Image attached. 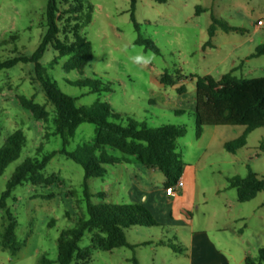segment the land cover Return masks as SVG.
Instances as JSON below:
<instances>
[{"label":"rangeland","instance_id":"obj_1","mask_svg":"<svg viewBox=\"0 0 264 264\" xmlns=\"http://www.w3.org/2000/svg\"><path fill=\"white\" fill-rule=\"evenodd\" d=\"M59 1L61 10L68 9L65 0ZM47 4L48 0H0V61L35 52L46 33ZM85 6H91L90 21L81 34L92 45L90 65L81 75L77 71L66 73L63 64L68 57L55 62L58 54L49 48L40 60L46 74L57 81L63 92L78 98V106L106 103L122 116L124 123L132 119L151 127L185 126L187 133L178 139L177 145L186 166L196 167L195 230H205L220 250L221 256L210 251L219 264L223 261L245 264L246 257H257L259 249L264 247V192L241 203L236 189L230 188L229 179L245 178L250 172L264 178V127L252 131L247 136V145L236 154L227 152L222 144L239 138L244 127H204L202 135L197 137L191 108L195 80L183 77L211 75L218 80L234 68L238 78L264 77V56L244 61L264 43V26L255 28L258 20L264 22V0H137L135 16L141 33L155 42L160 54L134 44L137 34L131 21V0H85ZM213 18L238 30L226 31L217 24L210 38ZM61 26L65 28L67 24L63 21ZM11 35L18 38L10 39ZM3 41L8 43L2 45ZM137 55L151 56L150 63H136ZM165 72L176 80L174 86L160 82ZM82 78L111 83L112 91L89 94L88 89L70 84ZM182 85L186 91L180 94L178 89ZM18 95L35 96L37 102L46 103L33 64L20 63L0 71V147L17 129H22L27 137L19 158L0 176V196L14 170L25 159L41 158L62 148L61 139L54 134L53 107L47 105L48 122L36 121L19 105ZM94 129L92 124H82L67 149L73 151L89 141ZM108 172L104 178L88 181L93 203L102 200L97 196L99 192L106 194L105 202L131 203L126 192L132 185L139 188L148 185L153 189L164 186L165 178L160 171L153 172L132 158L129 163L108 167ZM43 173L56 174L61 184L47 188L26 182L16 187L7 200L17 222V239L23 245L16 256L0 247V264H40L42 258L50 261L49 264H58L61 232L88 217L84 170L80 165L57 154ZM48 194L54 198L44 199ZM5 224V211L0 210V234ZM136 229L127 231L130 244L140 240L135 235ZM148 229L154 231L156 239L162 237L182 245L187 252L181 254L168 246L151 245L133 250L120 248L113 255L95 251L93 264H132L123 258L133 255L139 264H190L188 228H174L173 232L161 227ZM145 233L144 239L148 238ZM91 236L87 232L79 246L89 247ZM203 258L199 262H211Z\"/></svg>","mask_w":264,"mask_h":264},{"label":"trees","instance_id":"obj_2","mask_svg":"<svg viewBox=\"0 0 264 264\" xmlns=\"http://www.w3.org/2000/svg\"><path fill=\"white\" fill-rule=\"evenodd\" d=\"M165 2L166 0H156ZM69 5L65 11L61 10V1L48 0L46 9V33L41 43L31 56H16L0 61V71L11 69L16 65L33 64L36 81L46 99L41 104L30 98L18 95L19 105L39 122H48L50 112L47 105L54 109L55 135L59 136L62 148L52 151L41 158L25 159L13 172L6 183L5 190L0 196V210L5 211L6 224L0 234V247L10 252L12 256L22 248V243L16 236L17 222L7 206V200L12 196L15 188L28 182L34 187H53L61 184L56 174L44 175V170L50 161L57 155H63L80 165L84 170V195L87 201V218L78 221L72 229L61 232L58 239V264H91L95 251L113 252L120 248H134L127 240V229L132 227L155 228L159 224L151 212L142 204L108 203L103 199L106 194L99 192L102 200L93 203V194L89 192L90 179L104 178L108 175V167H116L129 163L131 158L146 167L160 171L164 175V187L174 186L183 176L185 162L178 152V139L187 133L185 126L164 125L151 127L145 122H136L127 119L124 123L122 116L115 112L106 103H94L90 106H78V98L62 91L59 84L46 74L41 64L45 52L52 48L59 58L68 57L63 64L66 73L77 71L83 74L93 59L91 43L81 34L85 24L90 21L91 6H85V0H65ZM137 0H131V21L137 37L134 44L142 46L145 51L160 54V48L151 38L144 37L141 25L135 16ZM86 10L88 11L86 13ZM198 8V11H201ZM67 16V18H65ZM67 27L61 26L62 22ZM219 24L226 31H236L238 28L227 26L213 18L209 28V36L213 38L215 26ZM61 35H63L61 37ZM10 39H17L11 35ZM8 41L1 44L6 45ZM207 42L206 45L210 44ZM264 56V43L255 48L254 53L244 61ZM236 68L224 74L220 79L211 75L184 76V79L195 80L194 111H192L196 136L202 135L204 127H244L242 135L224 144V149L236 154L247 145V136L254 130L264 127V77L244 79L234 75ZM160 82L174 86L176 80L165 72ZM73 86L88 89L89 94L112 91L111 83H103L92 78H82L70 83ZM184 85L178 92L185 93ZM183 112V111H178ZM89 123L94 125V136L69 151L67 146L76 136L78 128ZM27 143V137L22 129L10 134L0 147V176L7 167L15 162ZM40 149V148H39ZM38 149V150H39ZM230 188L237 191V199L241 203L249 202L264 192V178L250 172L245 178L233 177L229 179ZM44 199L54 198L53 194L43 196ZM51 225L54 221H51ZM91 233V243L87 248L79 246L84 235ZM174 252L183 254L186 249L182 245L172 242L163 243ZM50 261L42 258L40 264H49ZM264 247L260 248L255 258L246 257L245 264H263ZM133 264H139L134 258Z\"/></svg>","mask_w":264,"mask_h":264},{"label":"crops","instance_id":"obj_3","mask_svg":"<svg viewBox=\"0 0 264 264\" xmlns=\"http://www.w3.org/2000/svg\"><path fill=\"white\" fill-rule=\"evenodd\" d=\"M263 44V43H262ZM260 45V44H259ZM194 111V105L191 107ZM223 142V148L224 144ZM122 165V164H121ZM153 172L158 171L154 169H149ZM184 180V187L180 190L176 197H169L166 193L165 187L163 188H150L148 185H140V188L136 185H132L126 192L130 202H136L144 205L153 215L155 220L161 224V228H164L167 232H173L174 228H188V237L187 239L190 242V264H219L220 262L211 256L212 252H215L218 256L219 251L216 246L211 242L208 234L205 230H195L194 226V215L193 210L196 208V167L195 166H185L184 174L182 176ZM165 181V180H164ZM163 181V184H164ZM137 228L134 232L135 235L140 238L137 244H131L136 247L141 246H166L163 243L169 242L168 240L156 239L155 233L153 230L148 228L132 227ZM131 229V228H129ZM127 229V231L129 230ZM146 230V231H145ZM147 237L146 239V233ZM127 233V232H126ZM133 250V248H127ZM118 250V249H117ZM108 252L113 255L114 252ZM187 252V249L186 251ZM204 257L208 258L210 263L199 262V258ZM203 258V259H204ZM133 256H124L123 260L133 264ZM221 259V258H220ZM96 259L93 258L91 264L95 262ZM138 261V260H137ZM139 263V261H138ZM222 264H227L226 261H223Z\"/></svg>","mask_w":264,"mask_h":264},{"label":"built area","instance_id":"obj_4","mask_svg":"<svg viewBox=\"0 0 264 264\" xmlns=\"http://www.w3.org/2000/svg\"><path fill=\"white\" fill-rule=\"evenodd\" d=\"M264 26V22L260 19L256 22L255 28L259 29ZM184 187V180L181 177L174 186L168 187L166 193L169 197H176L180 190Z\"/></svg>","mask_w":264,"mask_h":264},{"label":"clouds","instance_id":"obj_5","mask_svg":"<svg viewBox=\"0 0 264 264\" xmlns=\"http://www.w3.org/2000/svg\"><path fill=\"white\" fill-rule=\"evenodd\" d=\"M135 62L136 63H143V64H148L150 63L151 61V56L149 57H145L143 55H137L135 58H134Z\"/></svg>","mask_w":264,"mask_h":264}]
</instances>
